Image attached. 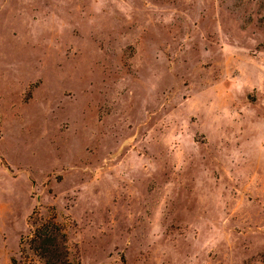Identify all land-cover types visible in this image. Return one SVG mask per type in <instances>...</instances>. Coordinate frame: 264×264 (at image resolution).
<instances>
[{
  "label": "rangeland",
  "instance_id": "1",
  "mask_svg": "<svg viewBox=\"0 0 264 264\" xmlns=\"http://www.w3.org/2000/svg\"><path fill=\"white\" fill-rule=\"evenodd\" d=\"M33 208L69 264H264V0H0V264Z\"/></svg>",
  "mask_w": 264,
  "mask_h": 264
},
{
  "label": "trees",
  "instance_id": "2",
  "mask_svg": "<svg viewBox=\"0 0 264 264\" xmlns=\"http://www.w3.org/2000/svg\"><path fill=\"white\" fill-rule=\"evenodd\" d=\"M28 230L18 240L19 256L32 254L39 264H69L66 233L53 215L40 218L33 208L27 220ZM10 264L15 260L10 258Z\"/></svg>",
  "mask_w": 264,
  "mask_h": 264
}]
</instances>
